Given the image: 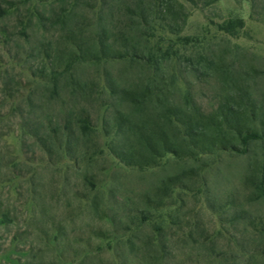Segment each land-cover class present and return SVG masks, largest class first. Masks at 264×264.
<instances>
[{
  "label": "rangeland",
  "instance_id": "1",
  "mask_svg": "<svg viewBox=\"0 0 264 264\" xmlns=\"http://www.w3.org/2000/svg\"><path fill=\"white\" fill-rule=\"evenodd\" d=\"M226 105L262 133L264 0H0V264H264V139L203 128Z\"/></svg>",
  "mask_w": 264,
  "mask_h": 264
},
{
  "label": "trees",
  "instance_id": "2",
  "mask_svg": "<svg viewBox=\"0 0 264 264\" xmlns=\"http://www.w3.org/2000/svg\"><path fill=\"white\" fill-rule=\"evenodd\" d=\"M172 10H173V6H171ZM252 9L254 10V3L252 5ZM252 10V11H253ZM172 15H178L177 11L171 12ZM170 11H169V15ZM254 15V12L252 13ZM143 18V17H140ZM244 28V23L241 19H235L233 21H229L227 23L222 24L221 26H219V31L227 34L229 36H235L237 34V32H239V30H242ZM160 50V49H159ZM125 57H127V55H125ZM152 55H150V57H147V61L150 62V58L152 59ZM124 56H117V58L115 59H123ZM128 58L130 59H138L137 56L135 55H129ZM143 61H146V58H141ZM250 106V107H249ZM248 107L246 106V108H249L250 110V116L248 117V121H252L253 123L255 121L259 120V123H261L260 127L262 130V133H257L254 130H249L245 131L242 128V125L244 123L242 122V114L240 112H236L234 110V108L232 106L226 105L224 107H220L215 114V117L209 119L207 121V123L204 125L203 128H207L210 129L206 126L211 127L212 130L218 131L219 133H230L232 131L235 132V134L237 136H240L241 141L246 145L249 141H254L257 139H264V113L262 112V110L259 112V114L257 113L258 108H256L255 105H249ZM242 124V125H241ZM186 127H187V131H191L192 129H194V127L196 125H193L192 122H188L186 123ZM198 127V126H197ZM192 132V131H191ZM244 132V133H243ZM216 143V144H215ZM228 140L226 138H219L218 140H215V142H211V143H204L203 148L205 149H209V148H214V147H219V150L224 151L225 148L229 149L227 146H229L228 144ZM147 151L149 152V154L153 157V151L157 152L158 150L155 148H150V147H146ZM231 149V148H230ZM160 150H162V152L164 154H171L175 157H180L182 155V151L180 150V148L176 147V146H164L162 147ZM154 152V153H155ZM125 156H129V159H131L133 156L131 154H124ZM133 159V158H132ZM128 160L127 165H129L130 167H155V163H153L152 161H148V160H143V161H135V160ZM144 162V164H142Z\"/></svg>",
  "mask_w": 264,
  "mask_h": 264
}]
</instances>
